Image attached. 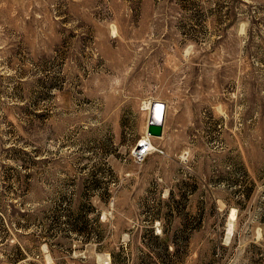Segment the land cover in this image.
<instances>
[{
    "label": "rangeland",
    "instance_id": "1",
    "mask_svg": "<svg viewBox=\"0 0 264 264\" xmlns=\"http://www.w3.org/2000/svg\"><path fill=\"white\" fill-rule=\"evenodd\" d=\"M0 264H264V0H0Z\"/></svg>",
    "mask_w": 264,
    "mask_h": 264
},
{
    "label": "water",
    "instance_id": "2",
    "mask_svg": "<svg viewBox=\"0 0 264 264\" xmlns=\"http://www.w3.org/2000/svg\"><path fill=\"white\" fill-rule=\"evenodd\" d=\"M153 108L149 113V122L146 134L152 137H161L163 135L162 128L164 124L165 105L162 103L153 102Z\"/></svg>",
    "mask_w": 264,
    "mask_h": 264
},
{
    "label": "built area",
    "instance_id": "3",
    "mask_svg": "<svg viewBox=\"0 0 264 264\" xmlns=\"http://www.w3.org/2000/svg\"><path fill=\"white\" fill-rule=\"evenodd\" d=\"M151 141L150 137L147 135V137H143L139 143L137 144V147L135 148V152L132 155V161L136 165H140L145 162V160L151 155L153 151H157L153 147L150 146ZM160 152V151H158Z\"/></svg>",
    "mask_w": 264,
    "mask_h": 264
},
{
    "label": "trees",
    "instance_id": "4",
    "mask_svg": "<svg viewBox=\"0 0 264 264\" xmlns=\"http://www.w3.org/2000/svg\"><path fill=\"white\" fill-rule=\"evenodd\" d=\"M104 195H107V194H98V198H99V201L103 204H105L106 202H107V197L106 198H103L102 196H104ZM92 207V209L94 210H96L97 208L95 207V206H93L92 205V203H89ZM97 211V210H96ZM97 213V212H96ZM80 221V219H78V220H76V222H77V224H76V226H74L73 224L70 226L71 227V230L72 231H74L75 232V234L76 235H80V236H82V234H84L86 231V229H85V227L84 226H80L79 225V222ZM155 238H159V237H155ZM169 239V238H168Z\"/></svg>",
    "mask_w": 264,
    "mask_h": 264
},
{
    "label": "bare ground",
    "instance_id": "5",
    "mask_svg": "<svg viewBox=\"0 0 264 264\" xmlns=\"http://www.w3.org/2000/svg\"><path fill=\"white\" fill-rule=\"evenodd\" d=\"M158 103V102H157ZM148 107H149V110H150V108H151V110H152V108H153V104H152V106L151 105H148ZM151 146V145H150ZM232 222V221H231Z\"/></svg>",
    "mask_w": 264,
    "mask_h": 264
}]
</instances>
